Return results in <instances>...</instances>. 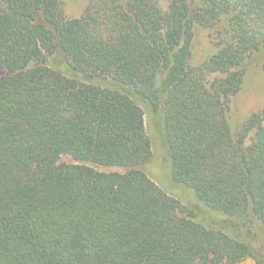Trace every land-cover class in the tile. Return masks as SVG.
<instances>
[{
  "label": "trees",
  "instance_id": "16d2710c",
  "mask_svg": "<svg viewBox=\"0 0 264 264\" xmlns=\"http://www.w3.org/2000/svg\"><path fill=\"white\" fill-rule=\"evenodd\" d=\"M197 26L214 51L193 63ZM257 51L264 0H87L77 17L0 0V264H264V107L228 120ZM145 114L184 200L144 169Z\"/></svg>",
  "mask_w": 264,
  "mask_h": 264
},
{
  "label": "rangeland",
  "instance_id": "374dc122",
  "mask_svg": "<svg viewBox=\"0 0 264 264\" xmlns=\"http://www.w3.org/2000/svg\"><path fill=\"white\" fill-rule=\"evenodd\" d=\"M65 13L68 17L79 16L87 0H62ZM214 51L209 30L203 27H195L192 41V62L200 63ZM55 66H61V60L54 58L52 60ZM3 71L0 69V75ZM264 107V51L252 53L246 62V72L241 89L230 100L229 124L231 129L236 132L246 121L250 114L260 111ZM145 129L151 141L152 156L151 160L144 166L147 174L157 182V184L184 200L183 190L171 184L169 181L168 155L166 144L159 134L158 125L160 119H152L149 114L144 116ZM62 160L70 161V158L63 157ZM110 170V169H107ZM159 182V183H158ZM164 189V190H165ZM165 190V191H166ZM237 264H254L250 258Z\"/></svg>",
  "mask_w": 264,
  "mask_h": 264
}]
</instances>
